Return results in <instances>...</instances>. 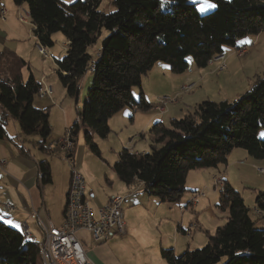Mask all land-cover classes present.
Returning a JSON list of instances; mask_svg holds the SVG:
<instances>
[{"label": "trees", "instance_id": "1", "mask_svg": "<svg viewBox=\"0 0 264 264\" xmlns=\"http://www.w3.org/2000/svg\"><path fill=\"white\" fill-rule=\"evenodd\" d=\"M11 1L26 7L38 47L52 49L55 35L65 42V52L54 57V65L68 97L77 100L79 81L88 70L93 73L78 118L86 128L85 146L97 156L93 139L109 135L112 116L124 108L141 112L154 108L155 103L145 99L141 82L155 63L163 62L170 72L182 74L191 58L202 69L212 58L223 56L225 48H247L237 44L240 38L264 32V0H213L215 9L203 15L189 0H165L163 9L160 0H112L113 11L108 13L99 9L100 0ZM24 68L29 71L27 78ZM134 87L140 90L137 100L132 95ZM39 89L28 63L4 49L0 54V140L11 119L21 136L38 137V150H53L46 144L51 134L49 114L34 106ZM78 130L75 122L65 135L74 145L67 155L70 160ZM261 130L264 75L257 76L235 101L205 100L167 125L154 123L148 131L149 152L123 149L113 165L114 174L130 190L143 185L144 192L160 202L177 203L189 191L185 182L190 171L226 166L233 149L264 160ZM37 166L39 183H51L49 162L42 160ZM217 206L227 212L225 223L207 237L202 248L186 250L181 256L172 249H160L168 264H264V231L255 228L252 210L226 181ZM254 209L258 217L263 216L264 191L256 193ZM0 264H43L38 242L2 220Z\"/></svg>", "mask_w": 264, "mask_h": 264}, {"label": "rangeland", "instance_id": "2", "mask_svg": "<svg viewBox=\"0 0 264 264\" xmlns=\"http://www.w3.org/2000/svg\"><path fill=\"white\" fill-rule=\"evenodd\" d=\"M63 1L73 2L75 0ZM189 2L193 3L192 0H189ZM111 3L112 0H102L99 9L104 13L112 12L113 6ZM207 3L215 4L213 0H195L199 14H207L215 9L204 12L199 11V9L206 8ZM22 7L26 9L25 6ZM24 12L27 13V11H21V15H24ZM15 19L7 17L5 24L1 23L0 20V29L7 34L6 41L4 43L0 42V54L4 49H8V52L28 63L33 77L43 87L48 85L52 90L51 99L53 102L50 100L44 108L49 114V126L51 128V134L46 144L53 150L41 153L36 144L33 145L39 140L38 137L29 136L25 139L27 147L34 154L41 156V160H47L53 168V183L46 185V194L49 195L52 205V210L49 211L51 215L42 214L43 211L39 215L40 220L45 223L48 222L47 218L54 221L52 219L54 215L59 218V182L64 171L68 175L70 174L72 164L77 172L83 176L87 193L90 191L93 194L96 193L100 199H105L112 193H120L118 189L120 185H123L117 179L113 170V165L119 159L120 152L123 149H132L135 143L136 146L132 149L133 151L142 150L143 145L147 144L145 150L149 152V144L152 139L149 141L151 135L148 131L150 128L146 130L145 140H141L139 137L130 136L134 128L128 119L123 122L119 117L113 118L109 120V135L104 139L94 137V143L99 149V156L93 154L85 146L84 132L86 128L78 118V111L87 100V92L92 84L93 73L88 70L79 81L77 100L68 97L58 79L53 59L44 58L33 47L29 16H24V22H27L24 25L19 23L17 13ZM237 44L246 45L247 48L244 51L225 48L223 59L214 61L202 69L196 68L192 59L188 58V70L182 74L170 72L169 66L163 62L155 63L142 78L141 89L145 94L144 96L148 99L152 98L151 101L157 94L161 95L157 97L170 96L176 100L175 103L171 104L173 105L171 110L182 108L189 111L195 104L206 100L201 99V97H205V93L208 94V99L212 101L229 100L235 95L242 94L245 90L243 88L248 90L257 76L264 75V32L257 36L246 35L240 38ZM60 45H65V42L61 40L53 46L56 51H60L59 56L62 54ZM220 68H222V71ZM22 73L24 78L29 75L26 68L23 69ZM189 83L195 84L194 90L190 93L188 90H180L179 93L180 87ZM139 93V88H132L134 99L139 98ZM37 103L38 98L34 100V106L41 108L37 106ZM175 111L178 112L179 110ZM145 112L140 111L138 115ZM63 114L67 115L71 126L75 122L79 123L75 154H73L71 160L67 158L68 154L63 151L58 152L53 147L54 143L57 142L58 145V141L62 140L65 135L62 123ZM173 114L178 113L171 111V113L161 118H164L163 121L166 122L165 120ZM139 122L140 120H136L135 125ZM262 132L264 131L261 130L260 133ZM129 138H133L134 144L128 143ZM261 163H264V160H256L249 156L244 159L234 154L227 158V166H220L217 170H192L186 176L185 182V188L189 191L185 192L177 203L160 202L155 197L143 193L145 196L141 197L149 198L147 210L141 207L135 208V215L129 216L131 229L127 236L113 238L104 243H95L86 231L77 232L76 237L86 255L90 257L94 264H168L160 256V249H172L175 256H181L186 250L202 248L207 243V237L214 235L216 229L225 223L227 212L221 211L217 206L221 190L215 184V177H218L219 174H222V177H220L226 180L241 195L244 204L253 213L256 193L264 191V165ZM201 170L203 172H196ZM112 182H114V185ZM197 194L199 197L197 200H193ZM200 195H203V197ZM91 206L92 204L90 208L93 209ZM131 211L133 212V210ZM254 213L250 217L255 223V228H257L264 221V214L258 217L257 214L259 215V213ZM54 224L56 225V223ZM178 225H181L180 227L184 229L194 225L192 235V238L196 235L194 242L181 232H177ZM21 233L24 236V230ZM35 237V242H40L43 239L41 234ZM28 239H30V236Z\"/></svg>", "mask_w": 264, "mask_h": 264}, {"label": "crops", "instance_id": "3", "mask_svg": "<svg viewBox=\"0 0 264 264\" xmlns=\"http://www.w3.org/2000/svg\"><path fill=\"white\" fill-rule=\"evenodd\" d=\"M100 1H102V0H100ZM0 7L5 8V10H6L5 22L0 21L1 23L5 24L7 21L6 20L7 17L10 19H15V14H16L15 10H18L19 7H16L11 0H0ZM25 24H27V22ZM26 31H27V29H26ZM31 34H32V32H31ZM6 38H7V34L0 29V42L2 41V43H4L6 41ZM28 39L30 40V38H28ZM31 39L33 41V47H34L35 51H37L38 46L36 45V39L35 38H31ZM54 40H55V43L56 42L58 43L63 39L61 36L55 35ZM50 50L53 53L54 57L59 56V52H60L59 50L56 51L54 49V47ZM37 53H38V51H37ZM209 64H211V63H209ZM35 80L37 81V79H35ZM190 84H194V83H189L187 85H190ZM252 85L253 84H251V86ZM251 86H249V87L251 88ZM243 89H245V90L242 94L235 95L233 98H231L233 100L229 99L230 100L229 101V100L223 99L221 101L232 102V101L237 100L241 95H243L245 92H247L249 90V89L247 90L246 88H243ZM51 92H52V90H51ZM157 96H161V95L157 94L155 96V98H153L152 101H151L152 98L148 99L146 96H144V97L149 103L154 104ZM204 96L205 97H201V99L209 100L207 93H205ZM51 98H52V93H51L50 97H47L45 99H39L38 98L37 106L41 107V109H45L44 107L46 105H48L49 101L50 100L52 101ZM171 106H173V105H171V104L167 105L165 108V111L163 113H159L154 108H152L149 111L142 113L141 115H138L139 114L138 112H140L139 110H131L130 109L131 111H129L128 110L129 108H124L123 110H121L120 112H118L117 114L112 116L110 118V120L113 118L119 117L124 122L126 119H128L130 124L134 128L131 131L130 136L131 137L136 136V137H139L141 140H145L146 130L151 128L154 123L161 122V123L167 125L169 123V120L180 118L187 113V110H184L182 108L181 109L177 108V109L171 110ZM175 110H179V111L176 112ZM171 111H174V113H178V114H173V116H171V117L169 116V118L167 120H165L166 122H164L163 121L164 118H161V117H163V116L165 117L166 114L171 113ZM136 120L137 121L140 120L139 124H137V125H135ZM62 123H63V127L65 129V135H66L68 130L71 128V124H70L71 122L68 120L67 115H65V114H63ZM9 126H10V128H9ZM5 133L6 134H5L4 139L0 140V220H2L5 224H7L8 226H10V227H12L18 231H23V229L21 228L22 227L21 225L23 223H25L27 230L31 235L30 239L35 241L36 240L35 236L38 234L43 235V232L41 230L40 225L37 223V221L29 217V213L32 211H36L38 216H39L40 212L42 213V211H43L42 214L51 215L50 212L52 210L50 197H49V195L46 194L47 187H46V185H41L39 183V171H38L37 165H38V162L42 161L41 156L34 154V152H32L27 147L26 140H25L26 137H23L20 135L18 124L14 120L8 119L6 121ZM65 135L63 137H65ZM149 138H150L149 139V141H150L152 139V137H149ZM128 143L134 144L133 138H129ZM56 144H57V142H55L54 146H53L55 149L58 148L56 146ZM135 144L133 145V148L136 146ZM33 145H35V143H33ZM146 147H147V144L143 145L142 150L133 151L132 150L133 148L129 149V150H131L134 153H145L147 151V150H145ZM56 151L60 152L61 150H59V148H58V150H56ZM40 152L46 153V151L45 152L40 151ZM73 153L75 154V150ZM234 154H237L244 159H246L249 156L246 153V151H244V150L238 151V149H233L227 158H230ZM261 164L264 165V163H261ZM226 166H227V164H226ZM52 169H53L52 166H50V173L51 174L53 171ZM196 172H203V170L196 171ZM219 176L222 177V174H219ZM213 177H214V175H213ZM53 178H54V176L52 174L51 183H49L47 185H50L53 183ZM223 181L225 182L226 180H223ZM112 183L114 185V182H112ZM69 184H70V174L68 175V173L66 171H64L63 176L59 182L60 187L58 190L59 218L57 215L52 216L53 217L52 219L54 221L47 218V221L51 222L54 226H60L63 223L66 199H67V194H68V190H69ZM118 190L120 191V193H118V194L112 193L108 197H106L105 199H100L96 193L93 194L90 191H88V193H90L88 195V193L86 191V185H85V198L88 201L89 206L92 204L91 207L96 211L99 207H102L108 201V199L112 196L121 195V196L125 197V201L122 205V211H123L124 222H125V234L122 236V238H123L129 234V231L131 229L130 224H129V216L135 215L134 210L137 207H141L142 209L147 210V205L149 204V198L141 197V196H145V195H143V193H145L143 185H139L136 189H133V190H130L125 185H120ZM38 192H39V194H38ZM46 195H47V197H46ZM147 196H149V195H147ZM6 201H11L16 205V207H17L16 212L6 213V211L4 210V207L1 204L3 202H6ZM253 208H254V206H253ZM131 210H133V212ZM48 222H45V223H48ZM130 222H131V218H130ZM54 223H56V225ZM180 226L179 225L177 226V232H181L182 234H184V232L182 231V229L184 230V228H181ZM257 229L264 231V221H262V224L260 226H258ZM40 231H41V233H40ZM24 233H25V231H24ZM192 235H193V230L191 232L190 239H192L194 242L196 235L193 238H192ZM206 235H207V232H206ZM24 236L26 237L25 234H24ZM28 238H29V236H28ZM116 238H121V237H116ZM85 255H86V253H85ZM86 257L88 258V260L91 261L92 264H94V262L90 259V257H88L87 255H86Z\"/></svg>", "mask_w": 264, "mask_h": 264}, {"label": "built area", "instance_id": "4", "mask_svg": "<svg viewBox=\"0 0 264 264\" xmlns=\"http://www.w3.org/2000/svg\"><path fill=\"white\" fill-rule=\"evenodd\" d=\"M17 13V19L19 23L24 25L21 19V11H27V9L19 6V10H15ZM6 10L0 7V20L5 22ZM67 43V42H66ZM66 45H60L61 53L65 51ZM244 47V46H242ZM238 51H244L245 49ZM38 53L44 58L55 59L52 52L49 49L37 50ZM223 56L214 57L209 63L214 61H220ZM208 63V64H209ZM221 67H224L223 65ZM195 87L192 85H182L180 90H189L191 92ZM51 89L47 86H40L37 97L39 99H45L50 97ZM157 111L163 113L165 108L169 104H173L176 100L170 96H162L156 98ZM59 149L66 154L73 151L74 145L68 139L64 137L58 142ZM264 174V173H263ZM215 184L223 192L224 181L218 176L215 177ZM203 197V195H200ZM199 195L197 194L193 200H197ZM125 201V197L121 195H115L108 199V201L99 207L96 211L90 208L88 201L85 198V182L80 173L74 168L73 164L70 171V184L66 199L64 220L63 223L56 227L51 222L44 223L40 220L37 212H30L29 217L36 220L43 232L42 241L38 242V247L45 254V259L48 264H92L85 255L80 241L77 239L76 234L79 231H86L89 233L91 239L95 243H104L112 238L122 237L125 234V222L122 211V205ZM6 213H14L17 210L16 205L11 201H6L2 204ZM25 231L26 239L31 236L27 230L25 223L21 225ZM194 225H190L182 231L188 238L191 237V232Z\"/></svg>", "mask_w": 264, "mask_h": 264}, {"label": "bare ground", "instance_id": "5", "mask_svg": "<svg viewBox=\"0 0 264 264\" xmlns=\"http://www.w3.org/2000/svg\"><path fill=\"white\" fill-rule=\"evenodd\" d=\"M22 17H21V19L23 20V22L25 21V19H24V16H28V14L26 13V12H24V15L22 14L21 15ZM34 38V37H33ZM242 49H245V47H243V48H241L240 50H242ZM38 50H44L43 48H41V47H38ZM223 68V67H222ZM222 68H220V70L222 71ZM40 86H41V84H40ZM183 91H185V90H183ZM189 91V90H188ZM155 110L157 111V102H156V104H155ZM223 190H224V186H223ZM258 213L257 211H256V209H254L253 210V213ZM254 213V214H255ZM261 214V213H260ZM258 215V214H257ZM25 234V233H24ZM26 235V234H25ZM38 249H39V252H40V255H41V258H42V261H43V264H48L47 263V261H46V259H45V254L43 253V251L41 250V247H38Z\"/></svg>", "mask_w": 264, "mask_h": 264}, {"label": "snow or ice", "instance_id": "6", "mask_svg": "<svg viewBox=\"0 0 264 264\" xmlns=\"http://www.w3.org/2000/svg\"><path fill=\"white\" fill-rule=\"evenodd\" d=\"M170 2H174V0H170ZM193 3H195V0H192ZM165 4V0H160V6L163 9ZM216 5L214 3H207L206 8L199 9V11L204 12L210 9H214ZM261 137L264 138V132L260 133Z\"/></svg>", "mask_w": 264, "mask_h": 264}]
</instances>
